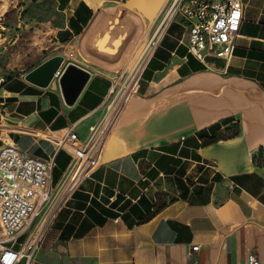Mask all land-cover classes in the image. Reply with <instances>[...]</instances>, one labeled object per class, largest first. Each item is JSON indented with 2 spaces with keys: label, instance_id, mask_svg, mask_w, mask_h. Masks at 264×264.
Masks as SVG:
<instances>
[{
  "label": "crops",
  "instance_id": "crops-1",
  "mask_svg": "<svg viewBox=\"0 0 264 264\" xmlns=\"http://www.w3.org/2000/svg\"><path fill=\"white\" fill-rule=\"evenodd\" d=\"M106 1L22 5L19 18L49 35L50 54L28 72L78 49L85 58L77 66L89 76L69 105L57 80L41 88L26 73L0 71V127L10 133L0 135V147L13 142L46 160L53 145L17 129L72 128L83 141L101 120L113 80L127 74L148 24L170 2L138 0L123 10L103 7ZM240 1L243 20L228 61L197 60L183 19L167 24L100 165L51 222L31 264L264 261V0ZM117 12L119 25L107 28ZM106 30L111 47L125 35L117 55L95 50ZM70 163L67 152L57 154L51 187Z\"/></svg>",
  "mask_w": 264,
  "mask_h": 264
},
{
  "label": "built area",
  "instance_id": "built-area-1",
  "mask_svg": "<svg viewBox=\"0 0 264 264\" xmlns=\"http://www.w3.org/2000/svg\"><path fill=\"white\" fill-rule=\"evenodd\" d=\"M168 5L157 38L149 40L139 51L124 77L113 80L104 114L89 128L87 139L80 140L72 128L47 133L15 128L49 141L53 152L46 160H40L13 142L0 147V264H18L22 260L31 264L51 222L100 165L109 137L137 92L142 74L170 21L183 19L188 52L197 60L232 58L243 20L244 5L240 0H170ZM61 66L52 80L61 76ZM62 151L70 155L71 163L60 182L51 187L55 159ZM22 237L23 242L18 244ZM197 250V246L191 248L193 252ZM189 264L199 262L191 260ZM248 264H264V261L249 256Z\"/></svg>",
  "mask_w": 264,
  "mask_h": 264
},
{
  "label": "rangeland",
  "instance_id": "rangeland-1",
  "mask_svg": "<svg viewBox=\"0 0 264 264\" xmlns=\"http://www.w3.org/2000/svg\"><path fill=\"white\" fill-rule=\"evenodd\" d=\"M25 1L0 0V71L6 74L28 73L31 66L38 64L50 54L48 49L49 35H45V32L37 27H30L29 24H25L19 18L21 7ZM137 1L107 0L104 2L103 7L115 5L123 10H131V7ZM168 4L156 15L153 22L148 24L145 42L139 51L144 48L149 40H155L159 35L162 29V20L169 7ZM82 54L77 49L75 56H66L63 66L66 67L69 64L79 65L85 58ZM7 129L5 125L0 127L2 138L7 137L9 139L10 133ZM23 240L24 237L20 238L18 244H21ZM21 263L25 264V261L22 260Z\"/></svg>",
  "mask_w": 264,
  "mask_h": 264
},
{
  "label": "water",
  "instance_id": "water-1",
  "mask_svg": "<svg viewBox=\"0 0 264 264\" xmlns=\"http://www.w3.org/2000/svg\"><path fill=\"white\" fill-rule=\"evenodd\" d=\"M121 17L122 14L120 12H117L111 23L108 24L107 28L109 26L111 28H115L116 26H118ZM107 33L108 32L106 30L102 34L101 39L97 42V47L95 50L99 53L107 54L110 56L117 55L120 51L125 35H123L121 38L118 37L117 44L115 46L114 44H112L111 47L107 45V41L110 36ZM64 60V55L53 56L39 64L37 67L29 71L28 73H26L24 78L27 82L31 84H34L41 88H46L53 81H55L52 80L53 75L58 70V68L64 63ZM88 76V72L84 71L76 65L69 64L64 67L62 74L57 81L60 85L64 101L67 104L71 105L75 101L76 97L85 85Z\"/></svg>",
  "mask_w": 264,
  "mask_h": 264
},
{
  "label": "trees",
  "instance_id": "trees-1",
  "mask_svg": "<svg viewBox=\"0 0 264 264\" xmlns=\"http://www.w3.org/2000/svg\"><path fill=\"white\" fill-rule=\"evenodd\" d=\"M26 12H27V11H23V12L21 13V17H25ZM218 139H219V137L216 138V139H214V140H212V141H217Z\"/></svg>",
  "mask_w": 264,
  "mask_h": 264
}]
</instances>
